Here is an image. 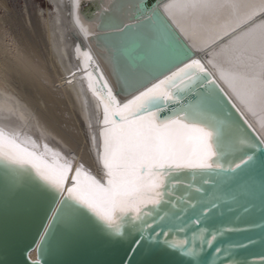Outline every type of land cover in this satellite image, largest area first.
<instances>
[{
  "label": "bare ground",
  "instance_id": "1",
  "mask_svg": "<svg viewBox=\"0 0 264 264\" xmlns=\"http://www.w3.org/2000/svg\"><path fill=\"white\" fill-rule=\"evenodd\" d=\"M48 1L56 10L55 14L49 10L47 13L55 15V23L47 20L45 24L49 59L37 43L13 42L34 54L49 84L54 81L55 87L44 89L38 81L25 87L16 73H10L7 79L0 73V129L19 145L12 148L14 153L35 159L40 166L62 172L65 177L71 172L77 187L90 191L103 205L105 193L94 187L92 178L104 181V172L108 171L102 161L104 131L114 125L111 110L107 113L109 123H104L105 103L101 97H107L111 89L121 103L127 101L144 89L137 90L143 80L152 78L153 82L161 77L183 52V45L207 65L264 138L260 128L264 102L260 98L259 41L254 50L246 49V37L241 36L253 23L240 22L249 10L235 14L231 9L218 10L207 21L210 26L201 28L205 21L195 10L177 9L175 15H170L165 6L171 0H157L150 9L145 7L146 0ZM153 9L158 15H153ZM254 22L259 23V17ZM233 27L235 32L231 31ZM29 30L44 36L36 16ZM5 36L0 24V52ZM253 76L257 98L250 108L247 96Z\"/></svg>",
  "mask_w": 264,
  "mask_h": 264
},
{
  "label": "snow or ice",
  "instance_id": "2",
  "mask_svg": "<svg viewBox=\"0 0 264 264\" xmlns=\"http://www.w3.org/2000/svg\"><path fill=\"white\" fill-rule=\"evenodd\" d=\"M165 8L170 15H175L177 9L195 10L201 20L205 21L200 24L201 28L210 26L207 21H210L218 10L231 9L234 14L242 9L249 10L240 22L245 25H249V21L253 23L241 36L246 37V49L254 50L259 41L260 98L261 102H264V0H171ZM152 11L154 16L158 15L155 9ZM257 17L259 23L254 22ZM149 20L151 21V18ZM231 31L235 32L236 28H231ZM236 39L241 37L237 36ZM194 55L195 53L184 49L161 73L163 79H158L156 83L151 82L152 78L143 80L137 90L140 87L144 90L139 91V95L122 107L112 96L111 89L108 90L107 97H101L105 103L104 123H109V110L115 118L111 121L114 128H106L104 131L102 161L108 170L109 187L105 188L98 180L92 178L94 187L105 193L103 208L98 206L96 197L90 191H82L77 186L67 189V197L62 198L65 175L41 167L35 159L29 160L14 153L12 148H18L19 145L0 129V157L15 164L31 163L40 180L55 190V211L51 213L52 219L49 221V228L45 230L46 233L50 235L51 230L60 224L66 223L69 229L73 227L75 209L71 202L76 201L94 213L116 236L125 235V227L128 226L139 236L136 241L138 246L148 245L149 248L165 249L180 256L182 264H213L209 259L212 251L217 255L222 251L220 247L214 246L217 237L222 235V229L214 227L209 216L217 207L214 200H201L197 207L191 199L181 196L178 200L183 201L185 207L179 212L174 210L177 205L169 201L171 207L159 216V220L168 219L170 223L167 228L159 225V232L153 228L156 218L152 217L151 212L145 211L150 205H164V189L172 176L173 165L176 170L222 169L224 165L218 163L217 158L223 154L226 145H231L242 153L236 160L229 162V172L241 168L247 170L255 167L257 163L264 171V141L258 143L256 137L243 133L238 124L230 119L229 114L220 110L218 99L204 83L205 80L211 82L210 74L201 60L193 58ZM254 55L253 51L248 59H253ZM87 58L91 59L90 56ZM13 72L25 87L36 81L44 89L55 87L54 81L49 84L48 76L41 70L34 54L26 53L18 44L9 41L0 52V73L7 79ZM201 73L204 75L201 76ZM148 83H151V87L147 86ZM251 83L247 102L249 107L253 108L257 98L255 76L252 77ZM198 88H204V92H199ZM186 93H196L198 99L180 108V111L185 112L184 117L173 119L170 116L167 120H160L158 113L166 106V102L179 103L180 97ZM172 111L176 112L175 109ZM141 113L147 115L141 116ZM189 116L192 117L191 122L185 123ZM158 120V125L150 123ZM248 127L252 128V125ZM260 128L264 130V120L260 122ZM252 131L256 132V129L253 128ZM193 139L199 144V156L196 159L189 156L190 141ZM258 149L259 157L256 154ZM28 155L34 156L32 153ZM79 175L77 170V177ZM207 182L206 180L205 183ZM181 183L179 179H173L172 187L175 188ZM196 191L199 192L200 189ZM148 229L152 231L149 232ZM173 233L183 234L184 238L169 243L168 237ZM160 236L165 238L162 244L159 241ZM154 237L156 239L153 242ZM210 249L212 251H209Z\"/></svg>",
  "mask_w": 264,
  "mask_h": 264
},
{
  "label": "water",
  "instance_id": "3",
  "mask_svg": "<svg viewBox=\"0 0 264 264\" xmlns=\"http://www.w3.org/2000/svg\"><path fill=\"white\" fill-rule=\"evenodd\" d=\"M156 3L157 0H146L145 7L150 9ZM193 58L199 59L196 56ZM201 63L210 74L211 80H205L204 83L218 99L220 110L229 114L230 119L238 124L243 133L256 137L258 143L264 141L207 65L202 60ZM158 79H163V75ZM158 79L152 83L158 82ZM148 87H151V83ZM198 91L204 92V88H198ZM136 95L139 92L121 103L112 93L121 107ZM197 99L196 93H186L180 97L179 103L166 102V106L158 113L160 120H167L170 116L173 119L183 118L185 112L180 111V108L194 103ZM173 109L176 110L175 113ZM140 115L146 116L147 113ZM191 120L192 117L189 116L185 123H190ZM151 124L158 125L159 120L152 121ZM248 125H252V128ZM253 128L256 132L252 131ZM241 154L231 145H226L223 154L217 158V162L224 165L222 169L176 170L173 165L172 176L164 189V205H150L145 209L156 218L153 224L155 231H160L159 225L165 228L169 225L168 219L160 221L159 216L171 204L177 205L174 209L176 212L185 207L184 202L178 200L179 197L191 199L197 207L201 200H214L217 207L209 216L212 225L222 229V235L214 242V246L220 247L222 251L217 255L210 249V261L213 264H264V171L257 163L255 167L247 170L241 168L229 172V162L236 160ZM256 154L259 157V149ZM189 156L192 159L199 156V144L194 139L190 141ZM70 175L71 172L66 176L62 198L67 197V189L77 186L72 177L74 174L71 177ZM104 175V181L100 183L107 187L109 177L105 172ZM173 179H179L182 183L173 188ZM197 189L200 191L197 192ZM54 196L55 190L40 180L31 163L15 164L0 157V264H182L180 256L165 249L138 246L136 241L139 236L128 226L125 227V235L112 234L103 221L76 201L71 202L75 209L73 227L69 229L66 223L60 224L49 235L45 230L49 228L51 213L55 211ZM97 204L103 208L99 202ZM149 222H152L151 219ZM183 238V234L173 233L168 240L170 243ZM155 239L154 237L153 242ZM164 239L163 236L159 237L161 244Z\"/></svg>",
  "mask_w": 264,
  "mask_h": 264
},
{
  "label": "rangeland",
  "instance_id": "4",
  "mask_svg": "<svg viewBox=\"0 0 264 264\" xmlns=\"http://www.w3.org/2000/svg\"><path fill=\"white\" fill-rule=\"evenodd\" d=\"M0 2H3L0 5V24L6 34L5 43L13 42V39L34 42L38 44L41 53L47 55L49 46L45 24L47 20L55 23V15H47L48 10L56 13L54 6L48 0H0ZM33 16L40 19L43 37L38 36L36 31L29 30ZM47 57L49 59V55Z\"/></svg>",
  "mask_w": 264,
  "mask_h": 264
}]
</instances>
